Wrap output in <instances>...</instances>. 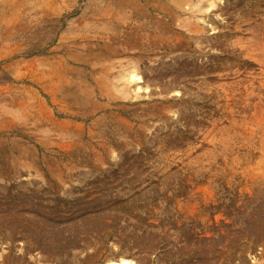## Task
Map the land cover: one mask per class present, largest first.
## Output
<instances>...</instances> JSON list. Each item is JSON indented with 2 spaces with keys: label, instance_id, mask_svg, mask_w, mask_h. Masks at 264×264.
<instances>
[{
  "label": "rangeland",
  "instance_id": "obj_1",
  "mask_svg": "<svg viewBox=\"0 0 264 264\" xmlns=\"http://www.w3.org/2000/svg\"><path fill=\"white\" fill-rule=\"evenodd\" d=\"M264 264V0H0V264Z\"/></svg>",
  "mask_w": 264,
  "mask_h": 264
},
{
  "label": "bare ground",
  "instance_id": "obj_2",
  "mask_svg": "<svg viewBox=\"0 0 264 264\" xmlns=\"http://www.w3.org/2000/svg\"><path fill=\"white\" fill-rule=\"evenodd\" d=\"M130 261L126 259H120L119 261H111L108 264H129Z\"/></svg>",
  "mask_w": 264,
  "mask_h": 264
}]
</instances>
